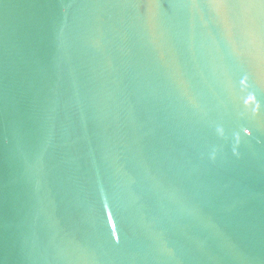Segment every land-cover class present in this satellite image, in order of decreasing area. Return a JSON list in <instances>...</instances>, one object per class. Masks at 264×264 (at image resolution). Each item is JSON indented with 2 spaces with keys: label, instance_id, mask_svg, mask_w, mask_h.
<instances>
[{
  "label": "water",
  "instance_id": "obj_1",
  "mask_svg": "<svg viewBox=\"0 0 264 264\" xmlns=\"http://www.w3.org/2000/svg\"><path fill=\"white\" fill-rule=\"evenodd\" d=\"M0 264H264V0H0Z\"/></svg>",
  "mask_w": 264,
  "mask_h": 264
}]
</instances>
